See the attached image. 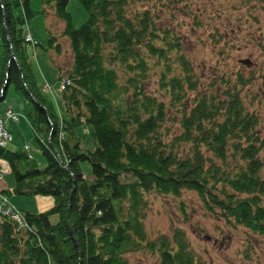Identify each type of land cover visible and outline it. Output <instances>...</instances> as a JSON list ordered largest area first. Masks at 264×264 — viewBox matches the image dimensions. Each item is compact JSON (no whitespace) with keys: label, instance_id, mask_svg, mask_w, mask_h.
Listing matches in <instances>:
<instances>
[{"label":"trees","instance_id":"1","mask_svg":"<svg viewBox=\"0 0 264 264\" xmlns=\"http://www.w3.org/2000/svg\"><path fill=\"white\" fill-rule=\"evenodd\" d=\"M76 1L87 14L80 26L70 0H41L45 46L26 32L38 14L32 0H0V102L11 86L45 159L41 166L14 144L6 124L12 137L0 146V158L14 186L9 189L1 173L0 264H130V255L141 251L155 254L159 264H201L184 231L150 239L145 228L154 195L181 198L188 189L207 211L264 243V113L258 103L264 83L225 69L202 80L206 75L195 72L175 28V12L163 11L175 0ZM53 16L64 24L59 36L71 54L62 115L38 86L27 49L36 45L55 59L63 52L50 27ZM12 193L50 195L53 203L30 211L16 207Z\"/></svg>","mask_w":264,"mask_h":264},{"label":"rangeland","instance_id":"2","mask_svg":"<svg viewBox=\"0 0 264 264\" xmlns=\"http://www.w3.org/2000/svg\"><path fill=\"white\" fill-rule=\"evenodd\" d=\"M31 7L38 14L30 21V34L26 29L27 35L32 34L45 45L47 39L44 18L39 11L41 0H32ZM68 9L74 25L80 26L87 16L82 5L76 0H70ZM163 11L175 12V28L183 34V45L194 63L195 72L199 76L206 75L202 80L217 78L219 69H225L235 73L240 71L245 75L255 74L258 81L254 82L264 83V0H175L173 9L168 5ZM50 21V27L61 36L64 27L62 21L55 16ZM216 33H223L225 36L218 39ZM60 36L58 38L64 50L56 59L55 54L36 45H27V49L31 50L30 61L38 86L50 97L56 110L62 115L64 113L60 105V92L63 88L60 81L64 82L66 78L65 68L69 64L71 54L68 40ZM57 75L63 78L59 81ZM258 91V103L262 105L264 113V92ZM7 106L11 107L13 112L10 115L8 112L2 115L0 127L10 131L6 124L10 123L11 128L14 124V144L24 146L28 155L35 156L43 166L45 159L40 154L36 141L31 138L30 129L21 110L22 103L11 86L6 100L0 102V112ZM262 118L264 128V117ZM84 131H80L82 142L84 145L89 142L91 147V137ZM174 131L179 132L177 129ZM11 145L13 144L8 147L11 148ZM4 164L5 160H2L0 165ZM82 168L89 176L90 163L84 161ZM4 184H7L9 189L14 186V176L11 172L5 173ZM9 199L18 208L38 212L49 209L53 203L50 195L26 197L12 193ZM180 205L185 207V213L178 208ZM145 228L150 239L160 235L172 237L174 228L184 231L201 264H264V243L261 236L245 227L230 225L223 217L207 211L201 198L193 190H183L181 198L154 195L146 213ZM129 261L130 264H159L157 256L149 251L132 253Z\"/></svg>","mask_w":264,"mask_h":264},{"label":"built area","instance_id":"3","mask_svg":"<svg viewBox=\"0 0 264 264\" xmlns=\"http://www.w3.org/2000/svg\"><path fill=\"white\" fill-rule=\"evenodd\" d=\"M8 114L10 115L11 114V112L10 111H8ZM1 120V119H0ZM0 129H1V131H0V145H4L5 143H6V141L11 137V135H10V133L7 131V130H5L3 127H0ZM6 169V165L4 164V165H1V170H5ZM5 211L7 212H9V211H11V208L10 207H7L6 209H5ZM12 214H13V216L14 217H16L19 221H21V218H20V215H19V213L18 212H14V211H12Z\"/></svg>","mask_w":264,"mask_h":264},{"label":"crops","instance_id":"4","mask_svg":"<svg viewBox=\"0 0 264 264\" xmlns=\"http://www.w3.org/2000/svg\"><path fill=\"white\" fill-rule=\"evenodd\" d=\"M12 125H13V126H12L13 130L16 132V130H15L16 128L14 127V124H12ZM17 128H18V126H17ZM2 180H3V182H4V177H3ZM6 185H7V184H6ZM11 202H12V201H11Z\"/></svg>","mask_w":264,"mask_h":264},{"label":"water","instance_id":"5","mask_svg":"<svg viewBox=\"0 0 264 264\" xmlns=\"http://www.w3.org/2000/svg\"><path fill=\"white\" fill-rule=\"evenodd\" d=\"M11 58H13V53H11Z\"/></svg>","mask_w":264,"mask_h":264},{"label":"bare ground","instance_id":"6","mask_svg":"<svg viewBox=\"0 0 264 264\" xmlns=\"http://www.w3.org/2000/svg\"><path fill=\"white\" fill-rule=\"evenodd\" d=\"M1 159V158H0Z\"/></svg>","mask_w":264,"mask_h":264}]
</instances>
